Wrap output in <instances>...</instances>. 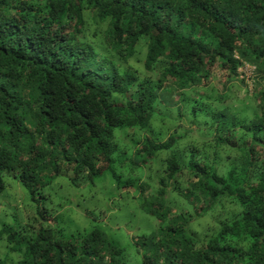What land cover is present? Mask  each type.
<instances>
[{"label":"trees","instance_id":"trees-1","mask_svg":"<svg viewBox=\"0 0 264 264\" xmlns=\"http://www.w3.org/2000/svg\"><path fill=\"white\" fill-rule=\"evenodd\" d=\"M262 11L252 0H0V197L12 210L0 249L19 253L13 264H264V130L243 128L242 143L240 129L211 135L214 122L232 127L211 112L229 85L243 105L264 79ZM87 31L105 46L78 51ZM72 177L108 212L69 202L44 215ZM25 211L33 223L21 227Z\"/></svg>","mask_w":264,"mask_h":264},{"label":"clouds","instance_id":"clouds-1","mask_svg":"<svg viewBox=\"0 0 264 264\" xmlns=\"http://www.w3.org/2000/svg\"><path fill=\"white\" fill-rule=\"evenodd\" d=\"M252 2L261 4L264 3V0H252ZM253 18V23H255V13H248ZM260 16H264V11L260 12ZM258 27L261 28V32H264V20H260ZM103 34H98L95 38L92 36L91 31H87L83 34V36L77 35L74 41V44L76 45L77 50L84 49L87 45H93L96 47V50L99 51L101 47L105 46L104 39H102ZM108 43L110 44V39L108 40ZM90 52L91 49H88ZM141 62H143V57H140ZM235 83L233 82L231 85H229V94L224 96L223 99L219 100L217 103L212 104L211 112L213 120L215 121V116L218 114H223V117L225 121H230L232 127L230 129H225L224 127H219L218 122H214L212 125L213 131L211 132L212 136H221L224 135L228 139H232L231 133L236 132L237 129H240L239 136L242 137L241 143L243 140H251V136L248 132H244L243 128L245 127H251L252 124L258 125L261 130H264V96H260L261 92H264V79H259L256 88L249 94L247 98V103L243 105H237L235 102V96H236V89H235ZM253 97H259L256 99H253ZM175 104L176 102L173 101ZM198 108H201L204 112H208L209 109L204 107L203 105H197ZM183 111V108L180 109ZM173 117H175V114L177 112L176 107H171L169 109ZM180 123H183L184 121H179ZM219 128V130H215ZM207 132L208 130L205 129ZM144 135H148L150 137V142L159 144L161 143L159 138L153 137L150 130L145 129ZM180 145L177 144L176 147H179ZM110 149L106 147L105 153L102 157H100V160H106L108 152ZM22 155V154H21ZM96 159H93L89 161V167H91L92 164H96ZM97 167H99V164H97ZM106 167V165H105ZM102 170V169H101ZM219 175H222L223 173H218ZM146 176H150L151 172L146 171ZM159 174H157L158 176ZM82 177L88 176V170L87 168L84 170L83 173H81ZM73 180V183H67L64 185V187H61L58 189V198L55 200L54 203L49 202L47 203L46 207L48 209L47 213H43L44 215L51 214L52 216L60 215L64 207H67L69 202L72 205H79V212L78 214L82 216H87L90 212L95 214L99 212H108V210L104 207V204L107 202L106 199H101V196L97 194V190L93 189L91 185L87 184V179H81L80 177H72L70 178ZM155 180L152 181L153 184H155ZM74 184L79 185V187H74ZM41 189L39 186L36 187V191L39 192ZM127 190V189H126ZM131 191H134V189H131ZM151 191V189L149 190ZM107 193H105V196ZM49 200L51 201V197H49ZM12 203V202H9ZM111 203H116L115 200H112ZM57 204L62 205V207H57ZM32 207L35 208H42L45 207L44 203H41L39 205H34ZM238 212L243 211L241 208L236 209ZM12 210L8 207L4 206L2 197H0V220H3L5 224L12 225V220L10 216V212ZM25 216H32L34 218V213L31 211H25L23 214L20 215L19 220L17 223L23 227L27 224H32L33 219H25ZM60 219L63 220L64 217L61 215ZM45 228L51 227L50 224H45ZM212 228H215L216 226L213 224L211 225ZM13 230H15V226H13ZM71 231V229H69ZM28 235L33 236V241H35V236L33 233H28ZM212 233H209V236H211ZM52 239H57L55 235H53ZM261 239L264 240V235L261 236ZM206 242V241H205ZM35 247L38 249L40 247L39 243H35ZM262 253H264V248L260 250ZM37 261L40 260V254L38 251L35 252ZM7 257V259H5ZM20 259L19 253H11L7 250L0 249V264H13L14 261ZM160 264H164L163 259L161 258Z\"/></svg>","mask_w":264,"mask_h":264},{"label":"rangeland","instance_id":"rangeland-1","mask_svg":"<svg viewBox=\"0 0 264 264\" xmlns=\"http://www.w3.org/2000/svg\"><path fill=\"white\" fill-rule=\"evenodd\" d=\"M141 226H142L143 229H146V230L149 229L148 226L145 225V224H142Z\"/></svg>","mask_w":264,"mask_h":264}]
</instances>
